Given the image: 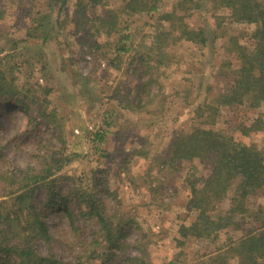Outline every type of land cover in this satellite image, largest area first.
<instances>
[{
  "label": "trees",
  "instance_id": "1",
  "mask_svg": "<svg viewBox=\"0 0 264 264\" xmlns=\"http://www.w3.org/2000/svg\"><path fill=\"white\" fill-rule=\"evenodd\" d=\"M59 2L62 7L74 3L77 33L87 30L88 36L95 39L118 36L124 43L122 47L118 45L116 59L108 63L113 70H120L122 55L133 43L124 19H153L147 51L138 53L130 64L137 84L127 94L122 95L118 89L114 92L113 100L123 114L134 112L133 107L144 112L147 106L157 104L164 89L158 72L176 59L183 47L203 52L212 43L222 42L221 50L229 58L219 60L213 70V97L209 96V89L203 103L186 104L193 125L173 137L165 151L153 153L147 148L138 154L148 159L154 156V167L150 165L146 176L156 202L171 197L172 190L176 193L178 189L157 184L160 175H153L154 169H159L160 174L170 169L176 177L185 171L184 164L193 165L183 182L192 221L179 226L180 255L169 264L190 258L195 246L215 251L205 254L199 250L195 264H264V207L256 204L257 199H264V149L249 140L264 133V120L259 118L247 125L244 117L238 119L242 107L254 110L264 105V0H168V6L165 0H121L118 8L101 15L93 10L108 9L111 0ZM210 11L224 16L214 15L211 21L207 17ZM194 13L201 14L202 19L188 21L194 19ZM44 18L36 21L48 25L51 16ZM234 25L254 29L247 31L242 40L229 32ZM3 53L1 50L0 55ZM1 62L0 103L27 113L36 138L35 151L30 154L35 161L26 168L11 166L0 152V264H153L148 234L135 216L128 217L122 201L114 195L110 170L99 166L82 179L63 175L62 171L75 158L66 136V122L73 120L51 107L48 98L53 90L44 89L43 102L31 99L21 88V81L10 77L12 74ZM163 95L161 104L169 98ZM16 110L0 112L10 115L11 120L13 115H19ZM227 110L229 123L236 118V127H231L234 130L219 128ZM113 116L114 111L107 117L108 128L114 124ZM106 131L94 136L89 132L87 139L90 135L92 142L102 144ZM236 133L241 135L240 141L235 139ZM18 141L21 136L9 143ZM200 165L206 166L208 173L198 179ZM142 178L144 175L135 179L138 186ZM51 216L59 219V233L69 236L52 237L48 225ZM66 220L68 224L64 223ZM237 233L241 235L236 238Z\"/></svg>",
  "mask_w": 264,
  "mask_h": 264
},
{
  "label": "rangeland",
  "instance_id": "2",
  "mask_svg": "<svg viewBox=\"0 0 264 264\" xmlns=\"http://www.w3.org/2000/svg\"><path fill=\"white\" fill-rule=\"evenodd\" d=\"M165 2L168 6V0ZM109 5L108 9H94V14L101 15L109 9L118 8L121 0H111ZM217 14L224 16L221 12L210 11L207 17L213 21ZM47 15L51 16L47 20L48 25L46 22L40 25V20ZM193 18L188 21L197 22V18L199 21L202 19L199 13H194ZM37 19L40 20L37 22ZM124 20L125 26L131 29L129 32L132 33L133 43L128 44V52L122 55L120 70H113L108 67V63L116 59V49L124 43H120L118 36L95 39L92 33L93 37L88 36L87 30L77 33L74 3L62 7L59 0H0V51H4L0 60H3L2 67L7 73L12 74L10 77L21 81V88L31 99H41L43 102L44 89L51 88L53 94L48 98L51 107H56L61 116L73 120L70 124L66 122V136L73 151L72 157L75 158L62 171L63 175L82 179L99 166L110 170L109 182L114 195L122 201L128 217L135 216L136 222L148 234L151 243L148 251L152 263L169 264L180 255L177 243L179 226L192 221V215L186 207L189 197L183 182L193 165L184 164L185 171L176 177L170 169L161 174L159 169H154L152 174L160 175L157 184L178 189L176 193L171 189V197L156 202L146 176L150 165L154 167L151 160L154 156L148 159L138 153L140 149L145 151L147 148L153 150V153L165 151L173 137L193 125L188 110H185L186 104L203 103L209 89V96L213 97L216 90L213 70L219 60H227L229 57L221 50L222 42L219 40L203 52L183 47L178 51V57L158 72L164 87L162 92L169 97L167 101L164 104L159 102L161 97L164 98L162 93L157 104L147 106L144 112L133 107L134 112L123 114L118 103L113 100L114 92L118 89L122 95L127 94L137 84L138 78L132 75L130 64L138 53L144 54L147 51L154 24L149 16ZM252 29L254 27L234 25L229 32L245 40L247 31ZM45 37H48V41ZM95 41L97 45H94ZM0 109L14 110L4 103H0ZM240 110L238 119L244 117L247 125L259 118L264 120V105L254 110L248 107ZM16 111L19 115H13L11 120L8 119L10 115L0 112V152L11 166L26 168L34 160L30 154L35 151L36 134L33 133L28 114L19 109ZM113 111L114 124L108 128L107 117ZM228 114V110L223 112L219 125L222 130L236 127V118L231 124ZM98 131L107 132V138L102 144L92 142L90 135V139H87L89 132L94 136ZM17 136H21V141L9 143V140ZM234 137L238 140L242 138L238 133ZM249 140L251 144L264 149V133L253 135ZM207 173L206 166L200 165L196 178H202ZM141 175L144 178L139 180L138 186L135 179ZM257 201L254 204L264 207L263 198ZM58 220L56 216L48 219L52 237L58 239L60 235L66 238L68 233L63 235L58 231ZM64 223L68 224V221ZM89 226L92 229L91 223ZM256 227L261 226L257 224ZM240 235L237 233L234 237ZM133 241L134 237L131 239ZM197 247L190 258H180L178 264H195L194 260L200 256L199 250L205 254L215 252L213 248L203 250L204 247Z\"/></svg>",
  "mask_w": 264,
  "mask_h": 264
},
{
  "label": "bare ground",
  "instance_id": "3",
  "mask_svg": "<svg viewBox=\"0 0 264 264\" xmlns=\"http://www.w3.org/2000/svg\"><path fill=\"white\" fill-rule=\"evenodd\" d=\"M12 107V106H11ZM14 110H16V109H14Z\"/></svg>",
  "mask_w": 264,
  "mask_h": 264
}]
</instances>
